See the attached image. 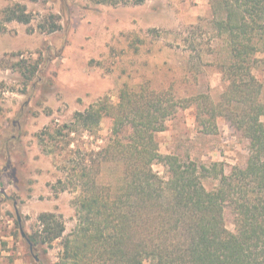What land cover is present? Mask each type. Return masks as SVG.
Returning a JSON list of instances; mask_svg holds the SVG:
<instances>
[{"label": "rangeland", "instance_id": "1", "mask_svg": "<svg viewBox=\"0 0 264 264\" xmlns=\"http://www.w3.org/2000/svg\"><path fill=\"white\" fill-rule=\"evenodd\" d=\"M15 3L26 6L29 24L4 19L3 10ZM213 10L211 0H0V250L10 253L0 252L4 264H35L22 232L40 230L41 213L63 216L65 236L75 228L72 200L79 190L64 189L71 183L66 167L99 162L112 120L104 118L96 135H75L72 147L80 150L71 164L62 149L65 137L55 131L101 98L118 104L124 86L148 83L191 102L157 133L162 153L206 165L220 161L227 173L246 163L248 142L224 116L217 117L214 133H205L197 119L228 86L219 63L229 61L230 35ZM52 22L61 28L50 31ZM254 38L259 50L251 71L264 85V39ZM101 168L99 181L116 184L122 165ZM154 169L166 172L161 163ZM204 183L212 189L218 180ZM225 218L234 231L230 208ZM62 243L34 252L55 264Z\"/></svg>", "mask_w": 264, "mask_h": 264}, {"label": "trees", "instance_id": "2", "mask_svg": "<svg viewBox=\"0 0 264 264\" xmlns=\"http://www.w3.org/2000/svg\"><path fill=\"white\" fill-rule=\"evenodd\" d=\"M211 2L215 22L230 35L229 61L219 63L228 86L197 119L205 133H214L217 117L224 116L248 142L246 163L227 173L220 161L206 165L162 153L157 133L191 102L148 83L124 86L118 104L101 98L55 131L65 137L62 149L71 164L80 150L72 147L75 135H96L104 118L112 120L110 136L101 138L99 162L66 167L71 183L64 189L79 190L72 200V232L64 235L63 216L53 212L39 215L40 230L25 232L35 264H45L35 249L60 238L63 251L55 264H264V85L251 71L259 50L254 35L264 39L258 32L264 30V0ZM3 14L6 21L31 22L21 3ZM60 28L52 22L50 31ZM109 162L122 165L116 184L99 181ZM155 163L165 166L164 175ZM204 178L218 183L208 189ZM227 208L234 231L226 224Z\"/></svg>", "mask_w": 264, "mask_h": 264}, {"label": "crops", "instance_id": "3", "mask_svg": "<svg viewBox=\"0 0 264 264\" xmlns=\"http://www.w3.org/2000/svg\"><path fill=\"white\" fill-rule=\"evenodd\" d=\"M0 252H1L2 255H4V254L9 255L10 254L8 252L6 253V251H4V250H0ZM3 261H4V258L3 257L0 258V264H4ZM14 264H21L20 260L16 259Z\"/></svg>", "mask_w": 264, "mask_h": 264}, {"label": "water", "instance_id": "4", "mask_svg": "<svg viewBox=\"0 0 264 264\" xmlns=\"http://www.w3.org/2000/svg\"><path fill=\"white\" fill-rule=\"evenodd\" d=\"M17 218H18V220H19V222H20V221H21V217H20L19 214L17 215ZM22 234H23V236H25V232H22Z\"/></svg>", "mask_w": 264, "mask_h": 264}]
</instances>
